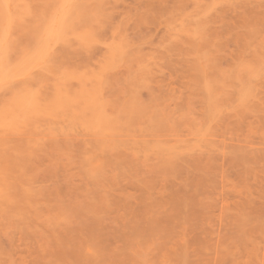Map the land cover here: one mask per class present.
I'll list each match as a JSON object with an SVG mask.
<instances>
[{"label":"rangeland","instance_id":"1","mask_svg":"<svg viewBox=\"0 0 264 264\" xmlns=\"http://www.w3.org/2000/svg\"><path fill=\"white\" fill-rule=\"evenodd\" d=\"M11 1L0 264H264V0Z\"/></svg>","mask_w":264,"mask_h":264},{"label":"bare ground","instance_id":"2","mask_svg":"<svg viewBox=\"0 0 264 264\" xmlns=\"http://www.w3.org/2000/svg\"><path fill=\"white\" fill-rule=\"evenodd\" d=\"M23 1H24V0H23ZM53 1H54V0H53ZM80 1H81V0H80ZM82 1H83V0H82ZM84 1H85V0H84ZM84 1H83L82 3H84ZM1 2L3 3V5L6 6V7L4 8V6H3L2 4H0V6H1V5L3 6V7L1 6L2 8L0 7V8H1L0 10L3 9V10L1 11V16H0V24L3 26V27L1 28V30H3V32H2L3 34L6 33V36L4 37V36L1 34V31H0V35H1V37L3 36L2 39L5 38V39L8 40V38H7L8 33H7V32H10V33L12 32V33H14V32H13L14 30H11V27H12L13 24L9 22L10 20H8V19H9V18H8V15H9V14H8V13H9V7H8L7 5H8L10 2H11V5H12V6H13L14 4H13V2H12L11 0H9V1H8V0H1L0 3H1ZM16 2H17V0H16ZM16 2H15V4H16ZM51 2H52V1H51ZM77 2H78V0H60L59 5L56 6V7H57V10L55 9L56 12H55V13L53 12L54 15H53V18H52V20L50 21V23H49V21H48L49 19L47 20V22H48L49 24L46 25V27H45V32H43L44 35L47 36V38L45 39V42H44V46H43V48H39V52H37L38 55L40 54L39 57L42 58L43 60H44L45 58H47L48 56H49V58H50V57L53 58L52 55H48V54H47L48 56L45 55V57H41L42 54H46L45 52H46V50L49 48L48 46H50V45L48 44L49 41H53L54 39L57 40L58 37H61V36H63L64 34L67 35V31H66L67 29H68V31H70L69 28L72 27V24H73L72 21L75 19V17H74V12H75V10H76L77 12H79L78 9H80V6L82 7V5H83L82 3L79 4V2H78V5H76ZM24 3H25V1L23 2V4H24ZM55 3H56V2H55ZM18 4H19V3H17L16 5L19 6L20 4H19V5H18ZM21 5H22V3H21ZM54 5H55V4H54ZM79 5H80V6H79ZM12 6H11V7H12ZM77 6H78V7H77ZM11 7H10V10L14 8V6H13L12 8H11ZM19 7H20V6H19ZM52 7H53V6H52ZM56 7H55V8H56ZM7 8H8V9H7ZM75 8H78V9H75ZM4 9H5V10H4ZM15 9H16V8H14L13 10L15 11ZM20 9H21V8H20ZM50 9H51V7H50ZM53 9H54V8H53ZM74 9H75V10H74ZM13 10H12V12H13ZM16 10H17V9H16ZM51 11H52V10H51ZM81 11L83 12V8L81 9ZM12 12H11V13H12ZM17 12H18V10H17ZM20 12L22 13V11H20ZM75 13H76V12H75ZM13 14H14V15H13ZM13 14H11L12 17H14V18L16 19L15 14H16V15H18V14H17L16 12L13 13ZM22 14H23V13H22ZM20 15H21V14H20ZM23 15H24V14H23ZM47 15H49V14H47ZM51 15H52V14H51ZM51 15H50V16H51ZM44 17H45V16H44ZM46 17H48V16H46ZM46 17H45V18L42 17L43 20H44V19L46 20V19H47ZM42 18H41V19H42ZM50 18H51V17H50ZM76 18H77V17H76ZM8 22H9L10 24H12V25H10L11 27L9 26V23H8ZM47 22H46V23H47ZM14 24H15V23H14ZM16 24H17V23H16ZM18 24H19V23H18ZM7 25L10 27V30H11V31H10V30L8 31L9 28H8ZM5 26H7V29H6L7 31H6V32H4V27H5ZM14 27H15V25H14ZM73 29H74V28H73ZM77 29H78V28H77ZM74 30H75V29H74ZM65 31H66V33H65ZM72 31H73V30L71 29V31H70L69 33H73V34H74V32H72ZM77 32H78V31H77ZM12 33H11V34H12ZM86 34H88V33H86ZM36 35H40V33H39V34H36ZM40 36H41V35H40ZM69 36H70V34H69ZM69 36H68V37H69ZM73 36H76V37H77V35H73ZM36 37H37V36H36ZM36 37H35V39H36ZM70 37H72V36H70ZM10 38L12 39V36H11ZM41 38L43 39V37H41ZM41 38L39 37V38H37V39H39L40 41H42ZM44 38H45V37H44ZM78 38H79V37H78ZM82 38L84 39V36H83ZM37 39H36V40H37ZM47 39H48V40H47ZM66 39L69 40L68 38H66ZM66 39H65V40H66ZM55 40H54V41H55ZM74 40H75V39H73V41H74ZM77 40H78V39H77ZM81 40H82V39H81ZM33 41H34V39H33ZM54 41H53V42H54ZM70 41H71V40H70ZM70 41H69V42H70ZM73 41H72V42H73ZM75 41H76V40H75ZM34 42H35V41H34ZM37 42L40 43L38 40H37ZM37 42H36V44H37L38 46H40V45L42 44V43H41V44L39 45ZM53 42H52V43H53ZM82 42H83V41H82ZM52 43H51V44H52ZM54 43H55V42H54ZM70 43H71V42H70ZM70 43H69L68 47H69V46H72V45H70ZM76 43H77V42H76ZM83 43H84V42H83ZM7 44H9V43H7ZM33 44H34V43H33ZM55 44H56V43H55ZM55 44H53V48H54V45H55ZM59 44H60V43H59ZM61 44H63V43H61ZM79 44H81V43L79 42ZM79 44H78V45H79ZM1 45H2V46H3V45L5 46V44H2L1 39H0V48L2 49L3 47H2ZM8 46H11V48H12L13 45H8ZM8 46L5 48V51L2 50V52H0V54H2V55H3V53L5 52L4 55H3L2 57H0V84H1V83H2V84L5 83V80L7 79L6 76L8 75V74L6 75L7 72H5V71H7V68L9 67V63L12 61V60H10L11 57H9V56H8L9 58L7 57V54H8V51H9V50H6V49L8 48ZM29 47H30V46H29ZM29 47H25V50H26V48L29 49ZM31 47L34 48L33 46H31ZM40 47H41V46H40ZM50 47H51V46H50ZM65 47H66V45H65ZM53 48H51V49H53ZM13 49H14V48H12V51L14 52ZM28 49H27V50H28ZM37 49H38V48H37ZM37 49H36V50H37ZM10 50H11V49H10ZM22 50H23V48H22ZM22 50H21V53L24 54V52H22ZM29 50H31V49H29ZM49 50H50V49H49ZM53 50L55 51V49H53ZM53 50H52V53L54 54V51H53ZM23 51H24V50H23ZM31 51H35V50L32 49ZM18 52H19V51H18ZM9 53L11 54V52H9ZM19 53H20V52H19ZM30 53H31V52H30ZM30 53H28V54H30ZM52 53H50V54H52ZM14 54H16V53L14 52L13 55H11V56L13 57V58H11V59H13V62H14V59H16V58L19 57V56H16L17 54L14 56ZM25 54H26V52H25ZM37 54H36V55H37ZM27 56H28V55H27ZM6 57H7V58H6ZM14 57H16V58H14ZM34 57H35V54H34ZM37 57H38V56H37ZM37 57H35V58H37ZM35 58H34V59H35ZM49 58H48V60H49ZM8 59H9L10 61H9ZM22 59H23V58H21V60H19V61H22ZM31 59H32V58H31ZM23 60H24V59H23ZM51 60H52V59H50L49 61H51ZM16 61H17L18 64H19V61H18L17 59H16ZM33 61H35V60H31V61L28 62V63H31V62L33 63ZM40 61H41V59H40ZM13 62H11V63H13ZM35 62H36V61H35ZM35 62H34V63H35ZM46 62H47V61H46ZM22 63H23V62H22ZM22 63H21V64H22ZM38 63H39V65H40L41 62H38ZM15 64H17V63L15 62ZM21 64H19L18 66H21ZM24 64H25V63H24ZM30 65H31V64H30ZM32 65H35V64H32ZM37 65H38V64H37ZM18 66H16V68H17ZM28 66H29V65H24V67L21 66L22 68L19 67V71H20V69H21V71H22V70H25V69H28V68H27ZM38 67H39V66H38ZM29 68H30V66H29ZM31 68H32V67H31ZM33 68H34V66H33ZM14 70H15V68H14ZM13 72H14V71H13ZM18 73H19V72H18ZM19 74H20V73H19ZM19 74H18V75H19ZM23 75H25V74H23ZM26 75H27V74H26ZM26 75H25V76H26ZM14 76H15V75H14ZM5 77H6V78H5ZM8 77H9V76H8ZM15 77H16V76H15ZM22 77H23V76H22ZM22 77H21V78H22ZM29 77H30V76H29ZM10 78H11V77H10ZM67 78H68V80H69V79L71 80V78H69V77H67ZM61 79H62V78H61ZM65 79H66V78H65ZM25 80H29V79H28V78H27V79L25 78ZM3 81H4V82H3ZM60 81H61V80H60ZM62 81H63V79H62ZM62 81H61L60 83L57 82L58 85L61 84V87H62V85H63L64 88L62 87V89L67 88V87H65V80H64V83H63V84H62ZM79 81H82V80H78V81H77V83H79V85H80L82 82L80 83ZM89 82H90V81H89ZM89 82H88V81H85V82H84V83H85L84 87L87 85L86 83H89ZM6 83H7V80H6ZM6 83H5V84H6ZM15 84H16V86H17V82H15ZM82 84H83V83H82ZM54 85H55V86L52 87V88H55V89H52L53 92L56 93V92L59 90L60 93H61V89L56 87L57 84L55 83ZM89 85H90V84H89ZM7 86H8V85H7ZM10 86H11V85H9L8 87H10ZM71 86H72V85H71ZM93 86H94V85L91 83L90 88H91V90H92V89H95V90H93V93H94L97 89H96L95 87H93ZM8 87H6V90H7L8 92H10L12 89H11V90H10V89L8 90ZM28 87H29V86H28ZM59 87H60V85H59ZM79 87H80V88H83V89H87L86 91L88 92L89 87L87 88V86H86V87L84 88L82 85L79 86ZM1 88H3V87H1ZM22 88H23V89L25 88V91L28 92V93H30V92H31L30 90L33 89V88H31V87H30L29 89H28V88L26 89V87H22ZM3 89H4V88H3ZM20 89H21V88H20ZM56 89H57V90H56ZM1 90H2V89H1ZM54 90H55V91H54ZM4 91H5V90H4ZM33 91H34V89H33ZM35 91H36V90H35ZM35 91H34V92H35ZM59 91H58V93H59ZM73 92H74V91H72V93H71L72 96H73V98L75 97L73 101L76 102L77 100H79V99L76 100V98H77L79 95H78V94H77V95H73V94H75L77 91H75L74 93H73ZM78 92H80V95H82L81 93L84 92V91H83V90H78ZM28 93H27V94H28ZM31 93H32V92H31ZM58 93H56V95H58ZM63 93L67 94V92H65V91H63ZM68 93H69V92H68ZM84 93L86 94V92H84ZM90 93H91V94H90ZM9 94H10V93H9ZM38 94H39V91H38ZM85 94L83 95V97H85V98H87V97L89 98V97H90V98H92L93 100H97L98 98H100V97H96V98H94L95 96H93L92 92H89V93H88L89 96H85ZM88 94H87V95H88ZM12 95H13V91H12ZM31 95H32V94H31ZM40 95H43V94L40 93ZM90 95H92V96H90ZM95 95H96V92H95ZM98 95H99V92L97 93L96 96H98ZM100 95H101V94H100ZM100 95H99V96H100ZM14 96H16V95L14 94ZM19 96H20V95H19ZM29 96H30V95H29ZM33 96H35V95H33ZM51 97H52V96H51ZM56 97H57V96H56ZM56 97H54L55 100H56L58 97L61 98L59 95H58L57 98H56ZM15 98H16V97H14V100H15ZM21 98H22V97H21ZM21 98L19 97L18 100H19V101H22L23 98H22V99H21ZM31 98H32V97H31ZM73 98H71V99H73ZM20 99H21V100H20ZM46 99H47V98H46ZM34 100H35V98H34ZM53 100H54V99H53ZM58 100H59V99H58ZM63 100H65V99H63ZM67 100H68V98H67ZM75 100H76V101H75ZM81 100H82V98H81ZM83 100H84V99H83ZM83 100L80 101V102H84ZM85 100H86V99H85ZM44 101H46L45 98H44ZM51 101H52V99L50 98V100H48L47 103L44 102V103H45L46 105H48L49 107L46 106V105H44V106H46V108H47V107H48V108L45 109V111H46L45 114H44V113H40L41 115L44 114V116H46V114H48L47 111L50 110V108H52L53 110L56 109V110L59 111V109H60L61 106H62V105L59 104L60 102H59V103L57 102V103L60 105V108L57 109V108L54 106V103L52 104ZM15 102H16V101H15ZM37 102H38V101H37ZM49 102H51L50 104H51L54 108L51 107V105H49ZM92 102H93V103H90V102H89L88 105L90 104L89 107L92 106L91 109H92L93 111H94V110L96 111V109L102 107V106H100V107L97 106V107H96V105L94 104V102H96V101H92ZM34 103L36 104V102H33L32 105H29L30 103H25V101L23 100V102H22L21 104L17 103V104H19V106H17L16 104H14V105H16V106L18 107V109H17V108H14V107H16V106H14L13 104H11V106H12L13 108H12L11 106H10V107H11V109H14V110L17 109V110H19V111H21L20 108L22 107V108H23V111L25 112V107L29 105V107L32 106V108H33ZM42 103H43V102H42ZM39 104H40V103L38 102V104H37L36 106L34 105V106H35V107H34V108H35L34 111H37V110L43 108V106L40 107ZM92 104H94V105H92ZM25 105H26V106H25ZM38 105H39V106H38ZM63 105H64V107H66L65 105H68V104H63ZM88 105H86V106H87L86 109H88ZM69 106H70V105H69ZM71 106H72V105H71ZM75 106H76V105H75ZM75 106H73V108H71V109H74L73 111H75V113H78L79 110H80L81 113H79V114H82V112H83L82 115H84L86 112L89 111V110H88V111L86 110V112H85V110H83L82 108H84V107H86V106H83V107H82V106L79 105V106L81 107V109H78L77 112H76V107H75ZM79 106H78L77 108H79ZM93 106H94V107H93ZM36 107H37L38 109H36ZM39 107H40V108H39ZM27 108H28V107H27ZM32 108H31V109H32ZM68 108H69V107H68ZM94 108H96V109H94ZM103 108L105 109L106 106H105V107L103 106ZM9 109H10V108H9ZM11 109H10V111H14V110H11ZM43 109H44V108H43ZM89 109H90V108H89ZM91 109H90V111H92ZM28 110H29V109H26V111H28ZM63 110L66 111V109H65V108L63 109V106H62V108H61L60 111H63ZM105 110H106V109H105ZM10 111L8 110V112H10ZM29 111H30V113H31V112L33 111V109H32V110H29ZM34 111H33V112H34ZM41 111H42V110H40V112H41ZM70 111H71V110H70ZM97 111L99 112V110H97ZM102 111H103V110H102ZM8 112H7V113H8ZM37 112H39V111H37ZM106 113H107V112H106ZM106 113H105V114H106ZM24 114H25V113H24ZM7 115H8V117H9V114H7ZM16 115H17V114H16ZM19 115H20V117L23 116L22 111L20 112V114L18 113V116H19ZM18 116H17L16 118H17L18 120L21 119V118L18 117ZM26 116L29 118V115H28V114H27ZM30 116H31V114H30ZM35 116H36V115H35ZM42 116H43V115H42ZM47 116H48V115H47ZM107 116H108V114H107ZM107 116H105V117H107ZM31 117H32V116H31ZM35 118H36L35 120H37V118H39V117H35ZM26 119H27V118H26ZM29 119H30V118H29ZM24 120H25V119H24ZM94 120H96V118H95ZM94 120H93V121H94ZM19 121H21V120H19ZM25 121H26V120H25ZM100 122H101V121H100ZM95 123H97V122H95ZM101 123L103 124V122H101ZM104 123H105V122H104ZM96 125H97V124H96ZM107 125H108V124H107ZM103 126H104V125H103ZM105 126H106V124H105ZM0 193H1V192H0Z\"/></svg>","mask_w":264,"mask_h":264}]
</instances>
